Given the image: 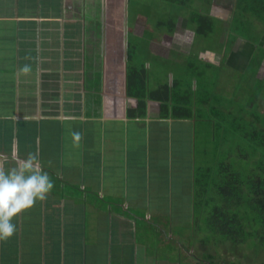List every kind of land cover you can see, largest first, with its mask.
I'll return each mask as SVG.
<instances>
[{
  "label": "crops",
  "instance_id": "obj_1",
  "mask_svg": "<svg viewBox=\"0 0 264 264\" xmlns=\"http://www.w3.org/2000/svg\"><path fill=\"white\" fill-rule=\"evenodd\" d=\"M129 1L0 0V158L12 166L17 156L38 153L55 185L47 201L14 219L18 230L0 242V264H138L140 249L145 264H174L164 258L165 237L158 234L164 236L166 218L176 223V208L173 196L151 182L162 179L150 172L151 159L163 158L156 143L166 125L213 122L212 91L202 76L156 60L170 50L191 53L201 24L198 14L173 18L166 30L159 22L163 31L148 45L152 61L138 53L147 46V27L136 16L130 29ZM236 1L211 0L210 16L198 15L213 30L219 19L221 42ZM238 38L226 55L246 71L255 46ZM210 52L201 54L206 65L222 57ZM26 64L28 74L20 71ZM74 131L82 134L79 146ZM173 152L166 154L169 164ZM194 188L193 177L196 230ZM139 222L158 239L141 245Z\"/></svg>",
  "mask_w": 264,
  "mask_h": 264
},
{
  "label": "rangeland",
  "instance_id": "obj_2",
  "mask_svg": "<svg viewBox=\"0 0 264 264\" xmlns=\"http://www.w3.org/2000/svg\"><path fill=\"white\" fill-rule=\"evenodd\" d=\"M209 1L211 0H186L185 3L179 4L168 0H130L128 4L130 29L134 25L136 16L141 17L147 27L145 34L147 46L141 47V52L138 51L139 55L154 61L155 55L149 50L148 45L151 35L159 37L158 34L163 31L158 23H164L163 28L165 27L166 30L170 20L178 16L188 18L196 14L210 16L207 5ZM252 15L254 14L246 8L242 11L236 10L234 19L225 31L227 34L224 42H221L224 31L219 19H214V30L204 36H197L196 48L191 53L183 54L170 50L168 56L164 52V57L156 60L168 70L202 76L203 82L212 91L207 104L209 116L214 124L166 125L162 142L156 143V153L164 159L156 160L154 157L151 159L150 172L162 174V179L157 178L158 180H151V182H158L157 192L164 193V197L173 196L176 208L174 216L176 223L171 224V220L166 218L167 226H165L164 236L158 234L160 239L165 237L162 249L164 258L170 259V262L174 264H206L209 256L216 257V262L213 264L224 261H236L238 264H264V253L260 250L257 240L247 239L242 245L232 247L230 243L223 242L219 236H212L204 228L202 221L196 222V230H193L190 225L191 190L193 177L195 184L196 171L215 168L219 163H225L235 168L239 174H246L248 169L257 166L256 156L251 153L248 141L243 136L244 123L247 121H254L258 130L264 129L262 127L264 126V74L261 75V71L262 73L264 71V19L259 20ZM237 37H239L238 42L242 39L243 42L255 46L251 65L246 71L243 68L236 69L229 63L230 48ZM144 40L145 38L141 42L144 43ZM205 49L222 57L217 62H207L206 65L201 56ZM249 49L250 47L245 46L242 52L243 58ZM242 128H244L241 131L242 134L240 131L235 133L236 129ZM168 142L172 145L167 144ZM171 149L174 152L172 164H169V156L167 158L166 154L168 151L171 152ZM136 167L137 165H134V169ZM195 197L194 194L193 199ZM166 200L168 199L165 198L164 204L167 207ZM133 214L137 215V213ZM141 216L143 214H138V217ZM144 227L145 223H138L137 238L141 245L146 241L158 239L150 233L151 230L147 235L143 231ZM200 241H204L205 245ZM150 250V255L157 254L154 248ZM187 252H192L190 262ZM144 257V251L140 249L138 264H145Z\"/></svg>",
  "mask_w": 264,
  "mask_h": 264
},
{
  "label": "trees",
  "instance_id": "obj_3",
  "mask_svg": "<svg viewBox=\"0 0 264 264\" xmlns=\"http://www.w3.org/2000/svg\"><path fill=\"white\" fill-rule=\"evenodd\" d=\"M168 1L183 4L186 0ZM235 8V12L249 9L256 19H264V0H237ZM196 17L201 24L200 35L213 31V23L203 24L202 16L200 19L198 15ZM244 128L236 129L235 133L244 130L243 136L256 156L257 166L253 168L248 164L251 169L246 174H239L225 163L196 171L194 218L202 221L212 236H219L232 247L242 245L247 239H255L264 253V129L258 130L254 121L244 123ZM201 242L205 245L204 241ZM215 260V256H209L206 264H213ZM219 263L238 264L236 261Z\"/></svg>",
  "mask_w": 264,
  "mask_h": 264
},
{
  "label": "clouds",
  "instance_id": "obj_4",
  "mask_svg": "<svg viewBox=\"0 0 264 264\" xmlns=\"http://www.w3.org/2000/svg\"><path fill=\"white\" fill-rule=\"evenodd\" d=\"M20 71L28 74L31 67L26 64ZM71 135L79 146L82 134L74 131ZM7 164V158H0V242L16 234L14 219L31 210L37 202L47 201L55 186L38 153L30 152L24 158L17 156L12 166Z\"/></svg>",
  "mask_w": 264,
  "mask_h": 264
}]
</instances>
